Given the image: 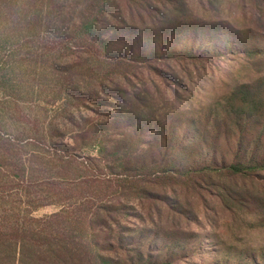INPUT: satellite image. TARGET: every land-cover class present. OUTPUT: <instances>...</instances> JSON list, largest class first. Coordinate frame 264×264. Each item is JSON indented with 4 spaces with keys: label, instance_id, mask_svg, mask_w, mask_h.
I'll return each instance as SVG.
<instances>
[{
    "label": "trees",
    "instance_id": "trees-1",
    "mask_svg": "<svg viewBox=\"0 0 264 264\" xmlns=\"http://www.w3.org/2000/svg\"><path fill=\"white\" fill-rule=\"evenodd\" d=\"M186 1L0 0V108L21 94L34 62L62 110L60 125L2 139L0 200L20 177L29 209L21 218L13 201L10 219L0 218V264H264V248L157 221L166 208L184 217L181 192L215 189L217 178L264 186V0H228L234 17L217 21ZM228 58L259 76L204 111L159 112L154 93L131 81L154 71L175 82L153 67ZM49 206L58 211L33 216Z\"/></svg>",
    "mask_w": 264,
    "mask_h": 264
},
{
    "label": "rangeland",
    "instance_id": "rangeland-1",
    "mask_svg": "<svg viewBox=\"0 0 264 264\" xmlns=\"http://www.w3.org/2000/svg\"><path fill=\"white\" fill-rule=\"evenodd\" d=\"M204 1L187 0V8L196 17L205 21L231 20L235 15L233 14L234 7L231 8L228 0H217L212 3L209 1L204 3ZM29 65L24 76L26 86L21 94L8 100L9 104L6 108H0V149L8 148L2 139L18 142L25 140L28 137L23 134L25 128H32L34 125L48 127L62 123V110L51 103V86L49 84L45 88L39 86L43 64L32 62ZM153 68L162 71L168 78L170 77L168 75L172 77L174 75L176 81H168L164 78L166 80L164 83L154 71L138 72L137 78L131 77V81L137 86L143 82L158 99L156 106L159 112L163 113L166 111L171 113L175 109L204 111L209 105L222 102L236 85L250 82L259 76L257 72L259 68H256V73L242 62L233 61L231 58L224 62L217 61L215 66L206 62L198 63L196 68L193 65L170 63L157 64ZM42 78L45 82L49 81L45 80V77ZM4 110L9 113L3 112ZM80 111L83 115L94 117L92 112L86 109ZM38 140L44 142L42 139ZM30 151H33L30 147L21 151V154L25 156L24 160H27V154ZM86 154L87 152L84 155ZM23 183L26 184L22 178L18 177L11 184V190L3 195L4 200H0V218L8 216L10 219L13 201H15L16 210L19 211L17 212L19 217L22 218L28 213L29 207H20L25 202L20 192ZM215 183H217L215 189L198 190V192L182 191L180 198L186 201L188 206L185 207L187 210L185 216L174 217L173 211L166 208L157 216L160 228L213 235L229 247L252 250L264 248V186L257 182L229 178H217ZM222 187L224 190L226 188V191ZM32 190L38 191L37 180L33 181ZM227 191L232 193L231 197L227 196ZM234 197L239 201H235ZM241 197H246V200H242ZM252 200L263 203V205H255ZM57 211L58 208L53 206L42 207L37 209L33 216L42 218ZM212 249L211 246L209 251ZM209 251L204 257L206 262L212 259ZM191 261L180 264H201L198 258Z\"/></svg>",
    "mask_w": 264,
    "mask_h": 264
}]
</instances>
